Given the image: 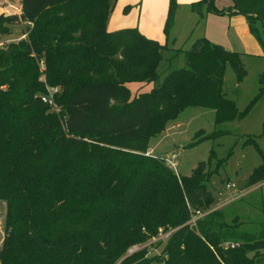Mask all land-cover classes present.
Segmentation results:
<instances>
[{
  "label": "trees",
  "instance_id": "trees-1",
  "mask_svg": "<svg viewBox=\"0 0 264 264\" xmlns=\"http://www.w3.org/2000/svg\"><path fill=\"white\" fill-rule=\"evenodd\" d=\"M115 2L22 0L19 15L0 14V200L7 206L0 264L262 263V206L255 228L240 230L236 216L224 220L225 206L212 209L208 162L181 176L146 154L151 136L188 106L213 108L215 123L244 116L223 91L227 65L237 80L246 74L240 54L201 37L181 50L186 66L167 68L161 79L166 43L136 27L108 31ZM175 8L169 0L167 35ZM203 8L245 16L264 44L256 27L260 21L264 33V0L223 9L215 0L191 3L200 17ZM21 21L22 36L4 40ZM42 75L63 89L59 111L40 98ZM130 82L153 87L132 95ZM263 180L264 163L244 187ZM196 212L203 214L192 224ZM165 233L156 255L147 246L126 254Z\"/></svg>",
  "mask_w": 264,
  "mask_h": 264
},
{
  "label": "rangeland",
  "instance_id": "rangeland-1",
  "mask_svg": "<svg viewBox=\"0 0 264 264\" xmlns=\"http://www.w3.org/2000/svg\"><path fill=\"white\" fill-rule=\"evenodd\" d=\"M121 1L117 2L113 14L115 17L117 10L124 5ZM168 4L169 0H144L141 11L143 18L140 31L147 36V27L152 25V20L155 21V36L161 38V42L167 45L162 51L163 60L158 70L162 73L161 79L167 68L169 70L186 66L187 62L181 50L190 48L198 38L214 39L213 42L240 54L246 74L241 80H237L233 70L227 65L223 91L227 97L234 100L239 111L245 110L246 113L240 118L215 123L213 108L188 106L174 120L169 121L161 132L151 136L147 141L146 153L150 144L155 153L149 152L148 155L164 158L175 153L176 157L173 160L177 164L174 172L181 176H189L198 162H208V169L214 171L208 184L213 189L214 195L223 183L230 180L236 183L239 190H244L247 188L244 186L249 176L264 163V44L250 32L245 16L212 13L203 8L200 17L192 11L190 3H178L177 0L173 23L167 35L163 29ZM232 4L233 0H215L218 9L227 8ZM21 5L22 0H0V14L19 15ZM25 26L24 21L11 24V33L3 36L4 40H18L17 37L22 36ZM256 27L263 36L260 21L256 22ZM42 66H44L43 62L41 63L43 71ZM43 79H45L44 75L40 77L41 81ZM128 86L133 93L137 91L135 82H130ZM152 87L153 83H147L146 89L141 91L146 92ZM62 93L63 89L60 87V94ZM214 131H220L222 134L211 137ZM251 137L254 143L250 140ZM211 152H213L212 158H210ZM260 193L258 189L243 194L240 199L225 206L224 220L230 223L236 216L239 222H243L239 226L240 230L255 228L254 225L250 226V222L262 216L259 211L262 206ZM6 213V203L0 200V247L5 235ZM165 238L164 234L155 236L146 243L130 247L126 254L147 246V254L156 255L160 251L157 241ZM260 264H264V260Z\"/></svg>",
  "mask_w": 264,
  "mask_h": 264
},
{
  "label": "crops",
  "instance_id": "crops-1",
  "mask_svg": "<svg viewBox=\"0 0 264 264\" xmlns=\"http://www.w3.org/2000/svg\"><path fill=\"white\" fill-rule=\"evenodd\" d=\"M118 1L119 0H116V2L114 4V7H113V9L111 11L112 13L110 12L111 15L109 14V16H108L107 23H106V29L108 31H116V30H119V29H122V28L136 27L139 31H140V29L142 30V18L143 17H142V12L141 11H142V8H143V5H144V0H122L121 3H124V5H123V7L119 6L120 8L117 10L116 17H115V15H113V14H114V11L116 9V5H117ZM177 1H178V3H186V4L190 3L191 4L192 2H195L197 0H177ZM118 4L120 5V3H118ZM125 5H130L131 6V8L129 9V11L127 13H124L123 10H122ZM19 11L21 13V8H19ZM196 19H197V16H196ZM125 20H126V22H125ZM197 22H198V19H197ZM154 25H155V21L152 20V25H149L147 27V29H146L147 33L146 34H147V36L149 38L156 39L159 42H161L162 39L155 36L156 35L155 34L156 33V28L154 27ZM209 40L211 42H213L212 40H214V39H209ZM214 43H216V42H214ZM159 66H160V64H159ZM159 66H158V70H159ZM128 84L129 83H127V86H128ZM135 84H137V86H136L137 87V91L135 93H133L131 91L132 95H135V94H137L139 92H145V91H141V90L146 89L147 83H145V82H135ZM147 91H149V90H147ZM149 152L155 153L154 150H153V147L151 146V144L148 147V154H149ZM173 154H175V153H173ZM258 189L261 191V193H260V195H261L260 202L262 203L261 205H262V207L264 209V180L261 181V182H258L257 184H254L252 186H249V187H247L244 190H242V189L239 190L237 188V185H236V188L231 190V191H229V192H227V194L228 195H232V194L236 193L237 195L235 194L232 198H230V199H232L230 202H223L224 200H222V199L217 197L218 202H217V204L215 205V207L213 209H217L219 207L222 208L224 206L229 205L230 203L232 204V202L240 199L243 196V194H249L250 192H253V191L258 190Z\"/></svg>",
  "mask_w": 264,
  "mask_h": 264
},
{
  "label": "built area",
  "instance_id": "built-area-1",
  "mask_svg": "<svg viewBox=\"0 0 264 264\" xmlns=\"http://www.w3.org/2000/svg\"><path fill=\"white\" fill-rule=\"evenodd\" d=\"M44 65V64H43ZM42 68H45V66H42ZM43 82L46 85V92L41 94L40 98L42 99L43 102L48 104L52 109L59 111V105L57 104L56 97L60 93V87L59 86H52L49 85L46 78L43 79ZM148 154V153H146ZM175 154H172L169 157H164L165 162L173 169L176 171V162L173 160L175 158ZM236 188V184L232 181H226L221 188L218 189L217 191V197L224 200L223 202H230L235 194L228 195L227 192L233 190ZM237 195V194H236ZM203 213L196 212L194 216H192L190 222L192 224H195V220L200 217ZM165 237H167L168 233L164 234ZM233 246V245H232Z\"/></svg>",
  "mask_w": 264,
  "mask_h": 264
}]
</instances>
